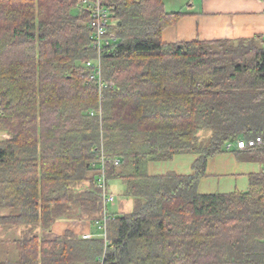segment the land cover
<instances>
[{"label":"trees","instance_id":"1","mask_svg":"<svg viewBox=\"0 0 264 264\" xmlns=\"http://www.w3.org/2000/svg\"><path fill=\"white\" fill-rule=\"evenodd\" d=\"M83 1L0 0V225L21 229L19 257L0 264H264V39L165 44L185 13L100 0L116 39L99 94ZM255 137L262 148L236 149ZM227 153L260 172L245 192L200 194L208 160ZM178 155L197 157L190 175L148 173ZM101 166L130 213L104 209ZM60 220L93 237L39 235Z\"/></svg>","mask_w":264,"mask_h":264},{"label":"crops","instance_id":"2","mask_svg":"<svg viewBox=\"0 0 264 264\" xmlns=\"http://www.w3.org/2000/svg\"><path fill=\"white\" fill-rule=\"evenodd\" d=\"M171 4V12L186 15L163 30L161 40L165 44L264 39V4L261 0H192L190 3L186 0L178 5L177 11L174 10L175 3L171 1ZM196 158L194 155H178L170 162L150 163L148 173L190 175ZM260 169L257 163L240 162L230 153L222 154L208 160L206 177L201 179L197 190L200 194L245 192L248 176L259 173ZM89 225L88 222L60 220L48 232H38L47 240L56 239L67 230L81 236L92 234ZM20 233V228L0 225V263L7 262L1 254H10L17 260L16 241L20 239Z\"/></svg>","mask_w":264,"mask_h":264},{"label":"built area","instance_id":"3","mask_svg":"<svg viewBox=\"0 0 264 264\" xmlns=\"http://www.w3.org/2000/svg\"><path fill=\"white\" fill-rule=\"evenodd\" d=\"M264 4V0H261ZM85 7L90 11L91 21L89 23L92 31H93V41L91 43V48L95 51V57L92 60L85 62V66L91 70L90 75L88 77L89 82H95L97 84L98 93L105 89H109L113 87V83L106 82L102 79L101 75V56L105 49L109 48L112 43L115 42V35L111 33V19L109 12L102 7L100 0L91 1H83L82 2ZM10 136L7 133L0 132V141L9 140ZM230 144L227 146L229 147ZM263 142L260 137H255L247 140H240L235 142V147L237 150H245L248 148H262ZM118 162H115L117 165ZM103 166H101V171L99 176L97 177V188L100 192V197L102 200V204L104 209L106 210V206L110 203H113L114 198L112 194L108 191V182L105 178L103 172ZM105 216L103 218L102 226H98V229L102 230L101 234H99L104 239V244H106V233H105ZM93 237V234L82 235L83 239H90ZM99 264H103V259H99Z\"/></svg>","mask_w":264,"mask_h":264},{"label":"rangeland","instance_id":"4","mask_svg":"<svg viewBox=\"0 0 264 264\" xmlns=\"http://www.w3.org/2000/svg\"><path fill=\"white\" fill-rule=\"evenodd\" d=\"M164 1L166 4L165 6L166 12H171L170 11L171 10L170 8L172 6L171 1L175 3L174 4L175 6H177L176 9L174 8V10L177 11V8L179 7L178 5H182V3H184L186 0H168V1L164 0ZM123 188H124L123 184L118 180L108 182V191L110 194L113 195V197H115L113 203H110L106 206V212L108 214L122 215V214L130 213V211H132V206H133L132 199L124 196ZM87 234L88 233L82 235H87ZM1 255L5 260H7V262H14L16 260L15 257H12L10 254L8 255L1 254Z\"/></svg>","mask_w":264,"mask_h":264},{"label":"water","instance_id":"5","mask_svg":"<svg viewBox=\"0 0 264 264\" xmlns=\"http://www.w3.org/2000/svg\"><path fill=\"white\" fill-rule=\"evenodd\" d=\"M179 47H180V48H182V46H181V45H179ZM230 143H232V141H230Z\"/></svg>","mask_w":264,"mask_h":264},{"label":"bare ground","instance_id":"6","mask_svg":"<svg viewBox=\"0 0 264 264\" xmlns=\"http://www.w3.org/2000/svg\"><path fill=\"white\" fill-rule=\"evenodd\" d=\"M228 152V151H227Z\"/></svg>","mask_w":264,"mask_h":264}]
</instances>
